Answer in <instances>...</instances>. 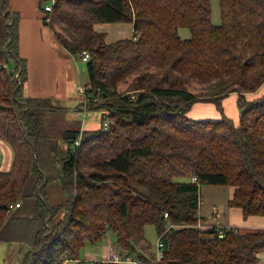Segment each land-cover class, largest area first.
I'll use <instances>...</instances> for the list:
<instances>
[{
    "label": "trees",
    "instance_id": "16d2710c",
    "mask_svg": "<svg viewBox=\"0 0 264 264\" xmlns=\"http://www.w3.org/2000/svg\"><path fill=\"white\" fill-rule=\"evenodd\" d=\"M2 3L0 139L14 159L11 170L0 171V241L22 254L20 264L77 260L86 243L109 232L117 250L140 264H258L264 231H201L197 224L200 190L209 186L232 187L228 205L243 219L264 217V95L245 97L264 84V0H219V25L211 0H56L42 22L50 19L71 55H90L87 111H101L108 123L107 130L74 127L57 138L67 109L52 98L23 96L28 70L19 16ZM123 23L133 24L132 39L108 44L95 30ZM232 93L239 96L238 126L227 117L187 116L197 103L222 109ZM52 183L65 196L57 206L47 197ZM149 225L159 238L175 226L162 238L160 263L146 238Z\"/></svg>",
    "mask_w": 264,
    "mask_h": 264
},
{
    "label": "rangeland",
    "instance_id": "374dc122",
    "mask_svg": "<svg viewBox=\"0 0 264 264\" xmlns=\"http://www.w3.org/2000/svg\"><path fill=\"white\" fill-rule=\"evenodd\" d=\"M0 1H1V3H0V47L2 49H5L4 43H5V32H6L7 23L5 21L4 15L1 12V8H2L1 6L3 5V3H2V0H0ZM8 1H9L8 3L10 4L9 7H10L11 13H15L11 9V7H15L16 9H18V10H15V11H17L18 16H19L18 17V26L20 28L21 22L22 21L24 22V31L22 33L23 40H24V42H29L30 38H29L28 34H29L30 30L32 29L34 21L31 19L26 20L25 17L27 16L28 11H26L25 8H26L27 4L32 6V0H16V3L14 2V5L13 4L11 5V3H10L11 0H8ZM211 2H212V10H213V23L215 25H219L221 22L219 0H211ZM51 3H52V0H44L41 4L40 8H39V1H38V3H37L38 13L40 10V13L42 14V16L45 17V13H44L45 11H43L44 7L48 4H51ZM41 7L43 9H41ZM41 10L43 13L41 12ZM38 21H39V24L43 28H45L46 30L53 33L51 31V28L49 27V25H47L48 23H50V19L46 20L47 24H44L40 18H38ZM12 23H13V20L8 24H12ZM102 29H103L102 31H106L109 33L108 35L105 33L107 35L106 42L108 44H112V43H115L117 41L124 40V39H132L133 38V24H128V23L106 24ZM186 32H189V31L186 30ZM99 33H104V32H99ZM24 59L26 60V63H27L26 65H27L28 71L30 68L31 72H33L35 69V62L32 60V58L30 56L28 58H24ZM9 64H10L11 70H13L14 67L16 66V61L11 59L9 61ZM74 66H75V70L77 72V77H76V80L74 82H71V86L68 88L67 95L64 98H62L61 96H55V94L59 93V85L60 84H59V81H57V80L54 81V83H53V88H52L51 94L42 93L41 94L42 96L38 97L41 99L52 98L54 100L55 105L67 109V112L62 117V120L59 121L58 124L56 125V128L58 129V134L53 135L55 138L60 136L61 133H63L64 131L70 130L74 127H76V128L79 127L81 131H96V130H99L104 125V123L102 121V112L101 111H87V109H85L82 105L85 97H84V95L80 94L79 88L86 87L87 83L89 82V77H88V72H87V62H84V61H82L81 58H79L76 60V63L74 64ZM57 78H60V77H57ZM131 83H132V79L130 78L126 84H120L118 89H117L118 92L119 93L125 92L127 89H129V86L131 85ZM28 84H29V81L25 85L26 88H28ZM199 90H201V87L196 86L194 91L197 92ZM248 94H251V93H248ZM246 95H245V97H246ZM223 100L221 103V107L223 106ZM212 107H214L215 109H213V108L199 109L197 111H194L189 116L191 118H193V120H197V119H200V120L217 119L218 120V119H223V118L227 117L225 111L223 110V107L221 109L214 103H212ZM212 109L215 110L214 113L211 111ZM84 110H86V111H84ZM235 110L239 114L240 110H239V107L237 105H235ZM105 130H107V129H105ZM57 140H58L59 147L61 150H63L64 148H67V146L62 144L63 142H61V140H59V139H57ZM13 154L14 153H12V156H13ZM194 179H196V178L193 177L192 181L196 182V181H194ZM177 181L185 182L186 179L185 178H179V179H177ZM56 184L57 183L50 184L48 186L47 193H49V192L55 193ZM232 191H233L232 187H224V186H209V187L201 188L200 196H199V208H201V202H202L201 200H203V202H204L203 208L204 209L208 208V206H211L212 203H214L220 209H222L225 212L227 210V208L229 207V205L227 203H229L228 200L231 197ZM229 208H231V207H229ZM212 212H213V215H211L209 217V219L206 220V218H203L200 216V209H199V214H198L199 215V221L197 224V228H199V230L206 231V230L213 229V228H215L217 230L234 228V227H224V226H221L217 223V219H219L221 217L217 207H214ZM167 228H168V226H167ZM235 229H238V228H235ZM109 234L110 235L103 237L100 241H98L96 243H90V242L86 243V245L80 249L79 254H78V259L68 261L67 264H94L95 260L101 262L102 259H104L103 258L104 255H106V254H104V252H105V249L107 246H108L107 250H109V248L117 249L115 234L113 232H109ZM167 234H168V232H166L164 235L167 236ZM146 238L151 243L153 250L156 253V262L160 263L163 258L160 261H158L157 246H158V243L161 240V238L158 237L155 226H153V225L147 226ZM14 249L15 248L6 249L5 244L2 241H0V264H20V262H18V259H19L18 250L14 253L13 252ZM93 260H94V262H93ZM135 260H137V259L135 258Z\"/></svg>",
    "mask_w": 264,
    "mask_h": 264
},
{
    "label": "crops",
    "instance_id": "0c3cea01",
    "mask_svg": "<svg viewBox=\"0 0 264 264\" xmlns=\"http://www.w3.org/2000/svg\"><path fill=\"white\" fill-rule=\"evenodd\" d=\"M38 1H39V8H40L41 0H32V6L27 4L25 8L26 11H28L27 16L25 17L26 20L31 19L34 21L32 29L30 30L28 34L31 42L30 41L24 42L23 40V35H22L24 31L23 21L21 22L20 28H19L20 55L23 59L28 58L30 56L32 60L35 62L34 71L31 72L29 68L28 80L24 84V88H23V96L25 98H38L39 96H42L41 95L42 93L51 94L53 83L54 81L57 80L59 81L60 85H59V93L55 94V96H61L62 98H64L67 95L68 88L71 86V82H74L76 80L77 72L75 70L74 64L76 63L77 59L81 58V56L71 55L66 49H64L60 45V43L57 41L53 33L46 30L39 24L38 18L42 20V17H41L42 14L40 13V10H39L40 14L38 13V10H37ZM14 2L16 3V0H11L10 2L11 5L12 4L14 5ZM11 9L15 12L12 14H18L17 11H15L18 9H16L15 7H11ZM105 25L106 24L96 25L95 30L97 32H104L108 35L109 34L108 32L102 31L103 30L102 28ZM133 32H134V29H133ZM180 37L182 39H189L190 33L186 32V30H180ZM57 77H60V78H57ZM28 81H29L28 88H26L25 85L28 83ZM262 95H264V84L258 90V92L247 94L246 99L248 101H252V100H255L256 98L261 97ZM238 98L239 96L237 93H232L223 100V106H222L223 110L226 113L227 118L231 119L236 126H238L240 122V112L238 114L237 111L235 110V105L238 106L237 104ZM203 108L215 109L214 107H212V103H197L193 106V108L190 110L187 116L191 118L189 116L190 114H192L194 111H197ZM213 109L211 111L214 113L215 110ZM197 120H200V119H197ZM6 144L7 143H5L4 141L0 139V171H9L11 170L12 165H13V159H14V154L12 156L13 150L8 144H7L8 146ZM65 149L66 148H64L63 150ZM55 189H56L55 193H50V192L47 193V197L52 206H57L61 203H64L65 201V196L62 193L59 184H56ZM233 193H234V189L231 193V197L228 200V202L233 197ZM201 201L202 202H201V208H200V216L203 218H206V220H208L209 217L213 215V212H212L213 208L217 207L221 215V217L217 219V223L219 225L224 226V227L238 228L242 232L264 231V217H250L246 220V219H243L242 211L238 208L228 207L227 210L224 212L216 204L212 203L211 206H208V208L204 209L203 208L204 202L203 200ZM108 235L110 234L109 233L106 234V236ZM4 244H5L6 249H11L15 247L7 243H4ZM107 249H108V246L106 247L104 254H106ZM258 257H259L258 264H264V250L259 252ZM21 260H22V254L20 253L18 262H20ZM97 262L99 261L95 260L94 264ZM67 263L68 262L64 264H67Z\"/></svg>",
    "mask_w": 264,
    "mask_h": 264
},
{
    "label": "built area",
    "instance_id": "2783aa9c",
    "mask_svg": "<svg viewBox=\"0 0 264 264\" xmlns=\"http://www.w3.org/2000/svg\"><path fill=\"white\" fill-rule=\"evenodd\" d=\"M55 1L56 0H52L51 4H48V5H46L44 7V11L47 14H51L52 13ZM81 58H82V60L84 62H87L90 59V55L88 53H83L81 55ZM79 92H80V94L84 95V97H85L82 105H83V107L85 109H87L88 108V104L92 101V99L87 94L86 87L79 88ZM84 111H86V110H84ZM107 127H108V123L105 122L104 123V128L106 129ZM78 146H80V140L79 139L75 142V147H78ZM194 181H197V179H194ZM20 204L21 203L19 202V203L10 205L9 206V211L10 212H14V211L18 210L21 207ZM165 217L167 218L168 215L166 214ZM172 227L173 226L170 225L168 227L167 231H165V233L168 232L169 229L172 228ZM164 234L161 236V240H162L163 236H165ZM161 240L159 241L158 246H157L158 261H160L163 258V256H164V253H163L164 244H163V242ZM102 262L111 263V264H140V262L138 260H135L134 258H132L130 256H125L124 254H121L120 251H118L115 248H109V250L106 251V255H105L104 259L102 260Z\"/></svg>",
    "mask_w": 264,
    "mask_h": 264
},
{
    "label": "water",
    "instance_id": "95a60500",
    "mask_svg": "<svg viewBox=\"0 0 264 264\" xmlns=\"http://www.w3.org/2000/svg\"><path fill=\"white\" fill-rule=\"evenodd\" d=\"M10 25H11V24H10ZM18 77H19V76H17V78H18ZM72 158H73V154L70 153V159H69L68 161H71ZM46 183H47V179H45V182H44L43 186L46 185Z\"/></svg>",
    "mask_w": 264,
    "mask_h": 264
},
{
    "label": "bare ground",
    "instance_id": "6f19581e",
    "mask_svg": "<svg viewBox=\"0 0 264 264\" xmlns=\"http://www.w3.org/2000/svg\"><path fill=\"white\" fill-rule=\"evenodd\" d=\"M169 226H170V225H169ZM169 226H168V227H169ZM172 226H173V225H172ZM172 228H173V227H172ZM172 228H171V229H172ZM167 229H168V228H167ZM166 231H167V230H166Z\"/></svg>",
    "mask_w": 264,
    "mask_h": 264
}]
</instances>
